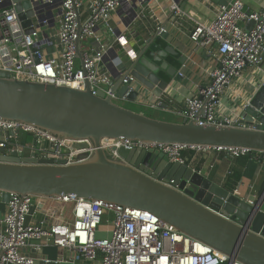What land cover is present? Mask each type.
Masks as SVG:
<instances>
[{"label":"water","instance_id":"1","mask_svg":"<svg viewBox=\"0 0 264 264\" xmlns=\"http://www.w3.org/2000/svg\"><path fill=\"white\" fill-rule=\"evenodd\" d=\"M173 1L178 5L181 0ZM212 1L225 7L230 0ZM7 3L15 5L22 27L31 33L32 1ZM253 25L251 22L248 29ZM167 37L165 28H159L152 33L145 50L131 53L129 65L112 82L116 100L102 91L94 94L89 81L84 89H78L17 80L0 71V120L74 142L76 149L85 148L86 144H79L83 142L95 147L90 156L84 155L82 161L70 164L66 160L24 158L23 153L8 155L0 147V192L8 202L10 193L44 199L75 196L148 211L230 261L264 264V207L260 200L242 199L188 161L170 162L160 151L120 148L118 158H111L102 147L108 140H128L264 153V75L246 96L240 106L241 118L233 126L200 124L189 118L180 122L160 120L121 105L123 100L134 102L148 95L161 98L173 80L182 82L177 67L160 63L161 58L172 54L179 64H184L172 47L162 43ZM152 45L161 50L151 52L153 59H149L145 54ZM77 56L83 67L80 48ZM161 69L166 78L161 77ZM200 100L203 104L195 117L204 119L208 99L201 96ZM245 124L250 127L242 126Z\"/></svg>","mask_w":264,"mask_h":264},{"label":"built area","instance_id":"2","mask_svg":"<svg viewBox=\"0 0 264 264\" xmlns=\"http://www.w3.org/2000/svg\"><path fill=\"white\" fill-rule=\"evenodd\" d=\"M31 1L34 17L30 26L32 32L27 33L15 5H8V0H0V71L17 80L78 89H84L85 82L89 81L94 94L102 91L116 100L111 88L114 77L119 79L122 60L117 55L110 58V71H102L100 66L112 48L108 45V36L112 37V44L118 42L122 45V34H117L112 19L120 8L128 6L132 0ZM175 8L179 12L180 9ZM56 21L59 26L56 25L57 29L50 32ZM251 22L254 25L248 29ZM190 40L203 48L215 44L216 66L210 75V84L202 88L196 97L187 100V109L181 115L200 124L237 125V120L218 118L216 107L224 89L246 68L263 70L264 10L248 12L242 0H230L227 6L220 8L212 22H197ZM78 48L82 53L83 67L77 56ZM201 96L208 99L204 119L195 117L203 104ZM21 133L34 136L35 144L31 146L44 154L36 157L38 159L66 160L70 164L82 161V156H90L95 150L90 142L79 143L86 144V147L76 149L74 142L2 120L0 147L6 149L7 144ZM102 147L110 152L111 158H118L117 150L120 148L153 150L164 153L170 162L180 164L187 162L185 151L210 150L128 140H108L102 143ZM218 151L233 158L250 153L236 149ZM14 152L24 153L23 147L13 145L9 154ZM259 158L264 162V153H259ZM46 200L71 206V220L53 214L39 222L29 220L36 207ZM102 226L110 227L109 238L97 236ZM33 242L36 244L32 245ZM31 245L36 250L43 246L69 250L76 259H100L102 264H242L230 261L208 245L162 223L148 211L77 199L75 196L44 199L10 193L8 212L0 227V264H37L36 258L23 252Z\"/></svg>","mask_w":264,"mask_h":264},{"label":"crops","instance_id":"3","mask_svg":"<svg viewBox=\"0 0 264 264\" xmlns=\"http://www.w3.org/2000/svg\"><path fill=\"white\" fill-rule=\"evenodd\" d=\"M242 1L248 12L264 10V0ZM181 6L183 7L181 8ZM175 7L180 9L179 12L175 11ZM221 7L212 0H181L178 5L173 0H132L128 6L120 8L113 15L112 23L117 34H122L120 38L122 45L118 42L112 44V37L108 36V45H111L112 48L100 66L102 71L111 70L109 59L115 55L122 60V71L129 65L131 53L134 55L145 50L152 39V33L163 27L168 37L162 43L164 46L172 47L180 58L184 59V64H179L178 58L172 54H168L166 58H161L160 63L167 62L169 67H177L182 76V82L173 80L161 98L148 95L138 98L134 102L123 100L121 105L140 113L148 111V116L156 119L173 122L182 121L184 117L181 113L187 109V100L196 97L202 88L210 84V75L216 66L214 56L217 46L214 44L207 48L199 47L191 42L190 34L197 22L205 24L212 22ZM56 25L59 26L58 21H56L55 26L50 28V32L57 29ZM153 45L155 44L153 43ZM153 45L145 54L149 59H153L150 54L153 52ZM159 73L161 77H167L165 70L161 69ZM262 75H264V62L262 71L248 67L241 76L232 80L219 98L216 116L237 120L238 124L241 118L240 106L248 93L256 87L257 81ZM114 78L112 79L118 80V77ZM242 126L250 127L247 124ZM1 142L2 139L0 138ZM13 145L20 146L18 142L17 144L10 142L7 144L6 154H9V149ZM23 152L24 158L44 155L33 146L28 147L27 145L23 147ZM184 157L194 169L202 172L214 183L225 189L231 172L234 169L240 171L243 178L233 192L242 199L254 197L256 200H260L264 207V164L258 168H255L251 163L239 167L234 159L215 149L203 152L186 151ZM8 203L4 194L0 192V227L8 212ZM50 214L53 216L61 215L64 220H71L72 207L55 200H46L36 207L33 217L29 220L39 222ZM109 230L110 227L102 226L97 236L100 238H103L101 236L104 235L109 236L111 235ZM33 244L36 243L33 242ZM32 245L24 248L23 252L36 258L37 264H102L100 259L96 261L76 259L69 250H59L54 246H43L40 250H36Z\"/></svg>","mask_w":264,"mask_h":264},{"label":"trees","instance_id":"4","mask_svg":"<svg viewBox=\"0 0 264 264\" xmlns=\"http://www.w3.org/2000/svg\"><path fill=\"white\" fill-rule=\"evenodd\" d=\"M152 50L153 52H157L159 49L157 46H154ZM12 142H14V144H17L18 142V144L22 147H25L26 145L31 146L35 144V138L32 134L21 133L19 134L18 138L16 140H12ZM230 158L234 159V162H236V164L239 167L246 166L248 163H251L255 168H258L259 166H262L264 164V162L259 158V153H254V152H250L249 154L237 158H233V157ZM242 178H243L242 173L234 169L231 172V174L228 176L226 189L228 191L233 192L236 189L237 185L242 180Z\"/></svg>","mask_w":264,"mask_h":264},{"label":"rangeland","instance_id":"5","mask_svg":"<svg viewBox=\"0 0 264 264\" xmlns=\"http://www.w3.org/2000/svg\"><path fill=\"white\" fill-rule=\"evenodd\" d=\"M130 108H132V107H130ZM133 109H135V107H133ZM144 114H145V115H149L148 111H145ZM150 117H151V116H150ZM110 236H111V235H109V236H105V235H104V236H101V237H103V238H109Z\"/></svg>","mask_w":264,"mask_h":264}]
</instances>
